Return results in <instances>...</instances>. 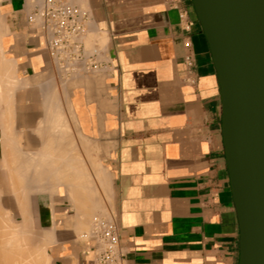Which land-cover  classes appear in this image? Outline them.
Masks as SVG:
<instances>
[{
    "label": "crops",
    "instance_id": "0c3cea01",
    "mask_svg": "<svg viewBox=\"0 0 264 264\" xmlns=\"http://www.w3.org/2000/svg\"><path fill=\"white\" fill-rule=\"evenodd\" d=\"M40 1L0 0V52L14 71L1 56L0 78L17 80L0 91L18 82L0 92V219L21 230L19 257L38 264L44 249L43 264H94L103 219L125 264H238L219 83L192 0H180L189 30L172 0H66L85 16L87 55L96 50L93 66L71 70L29 19ZM18 235L0 238V253Z\"/></svg>",
    "mask_w": 264,
    "mask_h": 264
},
{
    "label": "water",
    "instance_id": "95a60500",
    "mask_svg": "<svg viewBox=\"0 0 264 264\" xmlns=\"http://www.w3.org/2000/svg\"><path fill=\"white\" fill-rule=\"evenodd\" d=\"M192 6L219 83L238 264H264V0H192Z\"/></svg>",
    "mask_w": 264,
    "mask_h": 264
},
{
    "label": "built area",
    "instance_id": "2783aa9c",
    "mask_svg": "<svg viewBox=\"0 0 264 264\" xmlns=\"http://www.w3.org/2000/svg\"><path fill=\"white\" fill-rule=\"evenodd\" d=\"M171 4L178 10L182 28L189 30L193 20L189 18L187 10L180 6V0H172ZM34 16L40 18V29L45 35L47 49L62 68L71 70L82 64L94 65L92 55L96 50L87 55L81 40L85 31V16L76 7L66 0H41L35 5L29 19L33 20ZM94 233L101 248L94 264H125L116 225L109 220L96 219Z\"/></svg>",
    "mask_w": 264,
    "mask_h": 264
},
{
    "label": "bare ground",
    "instance_id": "6f19581e",
    "mask_svg": "<svg viewBox=\"0 0 264 264\" xmlns=\"http://www.w3.org/2000/svg\"><path fill=\"white\" fill-rule=\"evenodd\" d=\"M2 23H4V22L2 21ZM2 23H1V25H3ZM4 24H5V23H4ZM3 27H4V26H3ZM3 27H1V28H3ZM4 30H6V25H5ZM0 32H2V31L0 30ZM3 33H8V31H7V32H2V33H0V34H3ZM0 50H1V48H0ZM1 56H2V52H0V57H1ZM1 59H2V61H1V65H4L3 67H8V66H9L8 68L11 70L12 73H14L13 69H11L12 66L10 67V65H11L12 62H11V63H10V61L5 62L6 60L3 58V56H2ZM1 59H0V60H1ZM4 60H5V61H4ZM10 60H11V59H10ZM2 63H3V64H2ZM5 63H6V64H5ZM7 63H9L10 65L7 64ZM1 65H0V66H1ZM12 65H13V64H12ZM8 68H7V69H8ZM2 75H5V73L2 74ZM14 75H15V74H14ZM3 77H6V76H3ZM8 77H11V76H8ZM3 79H5V80H6V79H11V81H12V80L17 81L16 79H13V78H3ZM0 80H2V79L0 78ZM5 80H4V81H5ZM4 81L2 80L1 82H4ZM15 81L12 82V83L10 82V84H15V85H16V83H18V82H15ZM0 84H1V83H0ZM10 84H9V87H8V88H6V89H2V91H3V90H4V91H5V90H9V91H7L8 93H9V92H13L12 90H13L14 88H13L12 86L16 87L17 85H16V86H15V85L10 86ZM3 86H4V85H3ZM6 87H7V86H6ZM17 87H18V86H17ZM4 88H5V87H4ZM10 88H11V89H10ZM12 88H13V89H12ZM0 89H1V88H0ZM2 91H0V92H2ZM7 92H5L4 96H5L6 94H8ZM3 93H4V92H3ZM3 93H1V95H3ZM11 94H13V93H11ZM7 96L9 97L10 95H7ZM7 96H6V100L9 99V98L11 97V96H10V97L8 98ZM1 97H2V99H1ZM1 97H0V99L3 100V99H4L3 96H1ZM10 99L12 100V98H10ZM10 99L8 100L9 102H7L6 100H4V101H6L5 103H7L8 106H9V104H10L11 102H13V100L11 101ZM4 101H3V104H4ZM1 103H2V102H1ZM7 104H6V105H5V104L2 105V108L5 107V108H6L5 110H6L7 113H8L9 110L7 109ZM11 104H12V103H11ZM11 104H10V106H9L10 108H11ZM10 108H9V109H10ZM11 109H12V108H11ZM11 109H10V110H11ZM1 110H2V109H1ZM5 110H3V111L6 112ZM3 111H2V114H3ZM11 113H13L12 110H11L10 114L8 115L9 117H10V115H11V116L13 115V114H11ZM3 115L6 116L5 113H4ZM3 115L1 116V118H2L1 121L4 120V119H6V118L8 117V116H7L6 118L4 117V119H3ZM9 117H8V120L11 119V117H10V118H9ZM14 120H15V119H14ZM14 120H13V121H14ZM4 121H5V123H6L7 120H4ZM1 123H2V122H1ZM13 125H14V124H13ZM8 126H9V125L7 124V127H8ZM5 127H6V126H5ZM7 127H6V128H7ZM10 127H13V126L11 125ZM0 129H2V128H0ZM3 129H4V128H3ZM5 130L7 131V132L5 131V134H7V133H8V130H7V129H5ZM12 130H13V132L15 131V129H13V128H12ZM12 130H11V131H12ZM1 131H2V130H1ZM13 132H11V133H13ZM11 133H9V134L11 135ZM5 134H4L3 136H5ZM13 134H14V133H13ZM13 134H12V135H13ZM7 135H8V134H7ZM7 135H6V136H7ZM14 135H15V134H14ZM14 135H13V137H14ZM6 136H5V137H6ZM8 136H9V135H8ZM8 136H7L6 138H8ZM9 138H10V137H9ZM14 139H15V138H14ZM5 140H6V139H5ZM6 142H7V141H6ZM9 143H10V142H9ZM11 146H12V145H11ZM21 186H22V185H21ZM0 212L2 213L1 208H0ZM1 213H0V214H1ZM2 214H3V213H2ZM2 217H3V215H2ZM2 217H1L0 220H1V221L4 220V221H3L4 223L6 222L5 224L2 223V224H4V226H5L4 228L7 230L6 233H7V234L10 233V235H7L6 233H4V234L7 236V238H8V236H12V235L15 236L16 234H19L18 236L14 237V239H13V240H17V238H18V240H17V241H18L17 246H16V242H15V241L13 242V241L11 240L12 237H10L11 239L9 238V239H10L9 241H12V242H11L12 244L15 243V244H13V245H12L11 243H10V244H11L12 246L15 245L13 248H15L16 253L18 254V257H19V256H20V253H19V252H21V251H19V249H21V248H16V247H21V246L18 245V244H20V242L23 241V240H21V239H22L21 237H20V239H19V236H21V234L19 233V231H21V230H20V228H19V230H18V228H17V230H18V232H17V231H16V228H15V227H16L15 225H12V226H14V227H13L14 229H13V228H8V226H9L8 224H9V223L4 219V218H6V217H4L3 220H2ZM1 221H0V224H1ZM7 223H8V224H7ZM2 224H1V226H2ZM12 226H11V227H12ZM6 227H7V228H6ZM0 228H1V227H0ZM2 228H3V226H2ZM5 229H4V230H5ZM6 230H5V231H6ZM8 230H12V232H11V231L8 232ZM27 230H28V229H27ZM1 231H3V229H1ZM22 231H24V229H23ZM3 232H4V231H3ZM3 232H2V233L0 232V234H3ZM16 232H17V233H16ZM24 232H26V231H24ZM24 232L22 233V234H23L22 237L25 235ZM27 233H28V232H27ZM5 235H2V236H5ZM6 236H5L4 238H3V237H0V238H1V239H4V240H7L6 242H8V239L6 238ZM42 236H43V235H42ZM1 239H0V240H1ZM23 239H26L25 236L23 237ZM43 240H44V239H41V241H43ZM2 241H3V240H2ZM38 242H39V241H38ZM44 242H45V240H44ZM8 243H9V242H8ZM22 243H25V242H22ZM2 244H3V245H2V249L5 248L6 250L8 249L7 252L10 251V252H8V253L10 254V256H9V255H8V256H5V257H6V258H5V261H7V263H6L5 261H3V262H4V264H5V263L8 264L9 262H10V264H12L11 261H12V259H13V258H12L13 254H12V256H11V253L15 252V250H14L13 248L10 247L11 249H13V252H11L12 250H11L9 247H7V246L5 245V242H4V241H3ZM45 244H46V243H45ZM0 245H1V244H0ZM39 245H41V244H39ZM42 245H43V244H42ZM42 245H41V246H42ZM3 246H5V247H3ZM32 246H33V245H32ZM6 247H7V248H6ZM24 247H25V246L23 245V248H24ZM38 247H39V246H38ZM41 248H44V247H40L39 250H38V248H35V251H36V249H37V250H38L37 253L40 254L39 252H40V249H41ZM17 249H18V251H17ZM43 250H44V249H43ZM43 250H41V256L37 254L38 256H40L41 259L39 260L37 257L35 258V259H38V260L40 261V262H38V264H43L44 262L47 261V260H46V259H47V258H46L47 256H46V254H45V255L43 254V253L45 252V251H43ZM22 251H23V250H22ZM42 251H43V253H42ZM4 252H5V253H4ZM7 252H6V251H2V252L0 253V257H1V258H0V261H1V262H2L1 259L4 258V257H2V256H3L2 253H4V255H5V254H8ZM23 252H24V251H23ZM1 254H2V255H1ZM14 254H15V253H14ZM42 255H44V256H42ZM14 256H16L15 258H18L17 255H14ZM22 256H23V255H22ZM45 256H46V257H45ZM7 257H8L9 259H10V257H11L12 259L9 260ZM33 257H34V256H33ZM19 258H20V257H19ZM25 258H26V256H25ZM29 258H30V257H29ZM42 258H44V262H41V260H43ZM45 258H46V259H45ZM6 259H7V260H6ZM22 259H24V258H20V260H22ZM27 259H28V258H27ZM27 259H24L23 261L26 262V264H27V263L30 264L31 261H32V259H31L30 263L26 261ZM35 259H34V260H35ZM8 260H9V262H8ZM18 260H19V259H18ZM38 260H37V261H38ZM45 260H46V261H45ZM16 261H17V260H14V259H13V264H14ZM35 261H36V260H35ZM37 261H36V262H37ZM3 262H2V264H3ZM24 262H23V263H24ZM18 263L21 264L22 262H18ZM32 263H33V262H32ZM15 264H17V263H15ZM33 264H34V263H33Z\"/></svg>",
    "mask_w": 264,
    "mask_h": 264
}]
</instances>
